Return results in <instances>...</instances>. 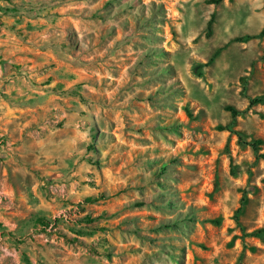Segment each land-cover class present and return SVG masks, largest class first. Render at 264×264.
<instances>
[{"label": "rangeland", "instance_id": "374dc122", "mask_svg": "<svg viewBox=\"0 0 264 264\" xmlns=\"http://www.w3.org/2000/svg\"><path fill=\"white\" fill-rule=\"evenodd\" d=\"M209 1L0 0V264H264V0Z\"/></svg>", "mask_w": 264, "mask_h": 264}, {"label": "trees", "instance_id": "16d2710c", "mask_svg": "<svg viewBox=\"0 0 264 264\" xmlns=\"http://www.w3.org/2000/svg\"><path fill=\"white\" fill-rule=\"evenodd\" d=\"M222 1L223 0H210L209 3L217 5V4L221 3ZM229 1H231V0H229ZM212 23H213V16H211L210 20L207 23V35L208 36L211 33ZM253 38H256V36H245V37L241 38L240 41L244 42V41L251 40ZM227 110L232 114L233 117L238 115V113L235 110L231 109V108H227ZM261 157H264V156H261Z\"/></svg>", "mask_w": 264, "mask_h": 264}]
</instances>
